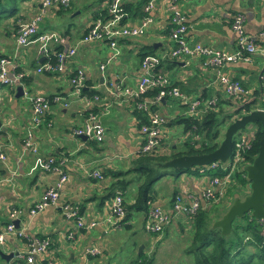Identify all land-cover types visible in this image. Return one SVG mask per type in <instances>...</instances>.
<instances>
[{
    "label": "crops",
    "instance_id": "1",
    "mask_svg": "<svg viewBox=\"0 0 264 264\" xmlns=\"http://www.w3.org/2000/svg\"><path fill=\"white\" fill-rule=\"evenodd\" d=\"M152 2L154 6L149 13L152 18L150 24L139 36L118 39L116 54L103 41L85 43L77 47L74 56L66 62L63 73L46 74L35 72L37 64L41 62L35 55V46H23L16 51L14 64L24 74L23 81L17 85L27 94L14 97L17 85L13 88L0 86V152L6 156L0 161V230L8 223L14 225L16 221L18 228L14 226V230H22L28 236L48 239L50 244L43 256L52 258L56 264H130L143 251L145 256H152L153 264V247L161 236L172 226L177 229L179 225L188 223L183 217H174L160 234L152 235L153 237L145 235L144 243H129L120 250L118 232L121 228L131 227V214L118 227L101 223L90 230H84L77 228L73 221L64 219L58 208L63 203L69 204L77 209L83 221L91 218L100 220L106 215L109 199L114 193L120 191L128 201L132 199L133 183H129V180L133 174L129 170L137 159L141 135L137 127L138 120L133 114L135 98L122 94V90L135 93L140 59L143 56L158 58L155 71L167 76L185 99L205 100L214 97L217 100L218 96L225 97L216 81L213 68L203 67L200 57H169L173 47V42L167 35L171 19L169 0ZM122 3V22L131 26L138 25L143 16L144 0H122ZM106 4L107 0H70L66 7L43 16L38 23V31L61 34L64 42L60 47L67 48L86 32L87 25L98 13L105 10L106 14ZM177 7L184 15L187 25L185 37L188 45L198 43L223 52H233L236 48V36L230 22L237 13L244 17L243 29L249 39L257 40V35L264 31V0H178ZM38 9L39 0H0V57L9 58L12 55L15 22L27 21ZM262 42L264 40L258 43ZM141 53L146 54L139 58ZM102 63L104 68L99 70L98 66ZM76 67L84 71L86 89L93 90L99 96V100L91 106L103 127L100 142H90L91 138L71 135V129L80 126L85 118L84 102L67 81L68 74ZM263 68L264 54L255 52L248 61L227 62L221 69L248 91L249 101H254L252 109L258 108L261 101L259 75ZM31 94L47 97L59 94L68 102L66 107L51 104L41 124L32 129L37 153L24 152L21 148V138L30 124L28 96ZM229 108L222 106L223 110H231ZM158 109L168 120L175 115L186 114V104L176 98H166ZM46 123H50V126ZM178 129L180 132V125H167L160 144L168 142L165 133L169 137V134ZM181 137L180 132L178 139ZM170 147L174 149L176 144L171 143L169 149ZM46 156H52L60 164L66 180L58 190L55 206L47 205L30 216L28 209L40 201L45 189L57 177L53 173L41 171L39 161ZM93 170H98L102 179L93 178L90 175ZM107 171L116 174L109 175ZM186 173L176 178L169 174L161 176L153 184L168 178V181H164L167 186L163 192L153 194L155 197L151 203L168 209L174 190L175 193L190 191L207 183V176L194 177L184 175ZM129 192L132 194L125 197ZM143 219L144 215L141 213L137 220H140L142 230ZM68 232H72L73 239H66ZM88 247L96 248L98 252L93 255L85 254L84 250ZM25 250L23 237L6 236L0 243V251L4 254L13 253V256L8 259L0 257V264H25L22 260ZM117 251L124 253L125 258H116Z\"/></svg>",
    "mask_w": 264,
    "mask_h": 264
},
{
    "label": "built area",
    "instance_id": "2",
    "mask_svg": "<svg viewBox=\"0 0 264 264\" xmlns=\"http://www.w3.org/2000/svg\"><path fill=\"white\" fill-rule=\"evenodd\" d=\"M178 0H169L168 10L171 14L170 27L168 29V38L173 42V47L169 52L171 59L183 57H200L203 67H212L216 76V81L221 87L223 95L232 100L245 99L248 96V91L240 84L239 81L231 79L224 74L221 69L227 62L248 61L250 56L255 52L264 54V31L257 35V40L249 39L243 29L244 17L240 13L234 14L231 18L230 26L236 36V48L233 52H223L207 45L194 44L188 45L186 42L187 25L184 15L177 7ZM70 0H39L38 11L27 21L17 20L15 22V37L14 49L11 57L0 58V83L6 86L17 85L23 73L16 71L14 64V55L19 48L27 45L35 46V55L41 60L35 68L36 73L46 74H61L65 71L66 62L74 56L78 46L93 42L103 41L116 51V42L123 37H136L143 34L146 27L152 21L150 11L154 4L152 0H147L142 7L143 16L138 25H127L123 23L124 12L122 9V0H107L105 17H96L87 25L86 32L78 38L72 46L53 50L55 46H60L64 42V37L54 31H38V23L43 16L58 8H64L69 4ZM112 58V56L110 57ZM158 63V58L154 56H143L140 59L139 73L137 79V89L135 93H131L127 89L122 90V94L140 97L147 90L157 89V93L149 98H139L136 102V108L146 114V121L138 128L141 135V143L138 152L148 154L156 151L162 142L164 124L167 121L166 116L159 109L151 108L158 107L164 97L176 98L183 100L186 104V114L195 115L199 111L212 109L216 100L214 97L209 99L191 98L185 99L180 93L177 86L170 81L167 76H164L157 71L155 67ZM104 64L98 66L99 70H103ZM67 81L74 93L82 99L85 109L91 107V104L99 100L98 95L94 94L88 98L81 93L82 89H86L84 71L80 67H76L68 74ZM260 91L259 98L262 106L257 109L264 111V68L259 75ZM24 95L27 92L22 89ZM30 107V124L25 130L24 136L21 138L22 151L37 153L38 149L33 140L32 129L37 128L41 124L44 115L49 111L51 104H57L60 107L68 105L67 100L59 95L53 94L49 97L41 94H31L28 96ZM50 123H47V126ZM254 128L249 131H238L232 145L231 154L225 162H212L208 164L207 169L220 167L225 171L224 175L208 176L207 183L200 188L190 191L177 192L171 200V205L168 209L160 205L152 204L143 220V230L150 234H160L163 229L169 225L174 217H183L186 220L192 217L199 209H208L212 204L222 201L225 196L226 188L232 180V174L245 166L242 153L248 146ZM73 136H85L92 140L100 142L103 138V127L96 119V115L87 113L82 124L71 129ZM6 158L4 153H0V161ZM242 164V165H241ZM39 167L43 172L55 174L56 180L52 185L48 186L40 201L35 202L29 209L30 216L35 215L47 205H54L58 200V190L62 183L66 180V174L54 164V159L51 156L44 157L39 161ZM205 168V169H206ZM90 175L96 179H102V175L98 170L91 171ZM61 216L73 221L79 229L90 230L101 223L108 224L112 227L120 226V221L123 218L124 211L121 197L119 193H115L109 200L107 213L100 220L96 218L83 221L78 214L77 209L69 204H61L58 206ZM259 221V228L262 230L264 240V221ZM22 230H14L12 223L6 224L0 230V243L8 235L23 237L26 243V250L22 255V260L25 264H56L50 257H44V253L48 250L50 241L43 237L28 236ZM66 239H73L72 232L66 234ZM85 254H96V248L88 247L84 250Z\"/></svg>",
    "mask_w": 264,
    "mask_h": 264
},
{
    "label": "trees",
    "instance_id": "3",
    "mask_svg": "<svg viewBox=\"0 0 264 264\" xmlns=\"http://www.w3.org/2000/svg\"><path fill=\"white\" fill-rule=\"evenodd\" d=\"M146 1L147 0H144L143 5L146 3ZM104 12L105 10H102L97 14V17H105ZM60 49V46H55L53 48V50L58 51ZM144 54L146 53L139 54V58H141ZM23 79L24 75L21 80L23 81ZM0 86L2 87L6 85L0 83ZM10 88H13V86H10ZM81 93L88 98H91L94 94H96L93 90L85 88L82 89ZM156 93L157 89H151L145 91L140 95V97L149 98L154 96ZM140 97L133 99V114L138 120V128L146 121V114L136 108V102ZM166 98L167 97H164L163 99L166 100ZM217 98V102L212 107V109L208 108L206 110L199 111L195 115L181 113L179 115H175L169 120L167 118V121L164 124V129L167 127V125L171 124H177L181 126L180 132L182 136H185V139L181 142L180 148H174L173 150H171L172 152L170 154H167L166 146L164 144V146L160 144V147L156 151H152L148 154H142L140 152L137 153L135 164L132 169L129 170V173L131 172L133 174V177L129 180V183L135 184V192H133L132 199L128 201L129 199L124 198L122 192L118 191L119 196L122 200L124 211V215L122 220L120 221V225L125 223L126 219L132 212H140L144 215L145 218L149 207L152 205L151 202L153 201V196L151 194L153 183H155L163 175L169 174L173 175L175 178L179 176L181 172H187L188 174L194 176L207 175L209 177H221L222 175H224L225 171L220 167L207 169L206 167L208 165L203 167H193L188 170L181 169L174 171L171 169L170 172L163 171V168L160 170H156L159 163H163L170 158L184 154L191 155L208 153L215 149L218 146L219 138L222 129L225 126V123L228 122L233 116H235L236 118L245 111L252 110V103L254 102L253 100L248 101L250 99L249 96H246L245 99L241 100H232L227 97L222 98L219 96ZM239 103L242 104L241 107L235 109L236 105ZM161 105L162 101L160 102L159 106ZM159 106H151V108L158 109ZM222 106H226L227 108L230 107L231 110H223ZM260 106H262L261 101L258 107ZM89 112L95 114L92 106L85 109L84 117H86L87 113ZM240 112L242 113L240 114ZM253 127L254 131L251 135L248 146L242 153V159L245 165L247 163H250L252 158L257 153L258 142L262 138V132L259 123H254ZM236 135L232 138V145ZM89 141L92 142V139H90ZM54 164H56L62 170L60 164L55 160ZM107 173L109 175L116 174L111 173V171H107ZM232 179H237L240 183L248 184V180L245 178L244 166H240L239 170H236L233 173ZM131 194L132 193L129 192L125 195V197H129ZM175 194L176 193L174 190L172 192V198ZM125 199L129 203L126 202ZM208 211L209 208L199 209L196 214H194L187 220V222L191 224L192 230L191 241L193 244L192 256L194 264H264V240L262 230L259 228L258 220L254 219L250 214H245L242 218H240V220H234L231 223V229L227 235H221L219 228H212L211 223H208ZM248 248H251L252 250L249 251ZM152 260L153 258L151 255L145 256L144 254H142V252H140L138 254L137 260H133L130 264H152Z\"/></svg>",
    "mask_w": 264,
    "mask_h": 264
},
{
    "label": "water",
    "instance_id": "4",
    "mask_svg": "<svg viewBox=\"0 0 264 264\" xmlns=\"http://www.w3.org/2000/svg\"><path fill=\"white\" fill-rule=\"evenodd\" d=\"M22 94V87L17 85L14 97H19ZM241 105V103L237 104L235 109L241 107ZM256 122L260 125L262 138L258 142L257 153L251 162L244 166L249 192L242 199L234 198L220 218L212 223L211 227L219 228L221 235H227L230 232L231 223L242 218L245 214H250L256 220L264 221V111L257 108L252 109L231 120L226 125L218 146L212 151L202 154H184L170 158L160 164L161 168H170L177 171L203 167L215 161L225 162L231 154L233 136L238 131L243 130L246 125ZM14 226L18 228L16 221H14ZM12 256L13 253L4 254L0 251V257L4 259Z\"/></svg>",
    "mask_w": 264,
    "mask_h": 264
},
{
    "label": "rangeland",
    "instance_id": "5",
    "mask_svg": "<svg viewBox=\"0 0 264 264\" xmlns=\"http://www.w3.org/2000/svg\"><path fill=\"white\" fill-rule=\"evenodd\" d=\"M241 113L242 112H240V114ZM234 118H235V116L230 118L229 121L233 120ZM226 125H225V127H226ZM225 127L223 128V130L221 132L219 141L222 139V135H223V131H224ZM252 127H253V124L246 125V127L241 131L247 132ZM164 136L166 139H168L167 140L168 142L164 144L166 146V149H167V151H166L167 154H170L172 152L171 150H173L171 147L169 149V146H171V143H175L176 148H180L181 142L185 139L184 135L180 139H178L180 136L179 129L175 130L171 134H169V137H168V135H166V133L164 134ZM173 137H174V139H173ZM160 164L161 163L158 164V167L156 168V170L162 169V168H160L161 167ZM237 170H239V167ZM163 171L170 172L171 169L170 168H163ZM182 173H185V172H181L180 174H182ZM187 174L188 173H186L184 175H187ZM188 175H190V174H188ZM201 176L205 177L207 175H201ZM194 177H198V176H194ZM168 180L169 179L166 178L164 180H160V182L156 185L153 184L152 189H151V194L153 196V200L155 197L154 193L163 192L164 188L167 186V184L164 181H168ZM131 187L133 189V192H135V184L134 183L131 184ZM248 192H249L248 184L240 183L239 180H237V179H232L226 188L225 196L222 199V201L219 203H216V204H212L210 206L209 211L207 212L208 221H209L208 223H211V225H212V223L215 220H217L218 218H220V216L225 212V210L227 209V207L230 205L231 201L234 198L238 197L239 199H242L243 196L246 195ZM170 205H171V203H170ZM140 214H141L140 212H132L131 217H132L133 223H132L131 227L130 228H121L122 230H120L118 232L120 234V250H123L125 247H127L129 243H137V242L144 243L143 239L146 238L145 235H149V236L158 235V234L147 233L141 229L140 220H137V217H140ZM236 220H240V218L236 219ZM191 240H192L191 224L187 223V224H184L182 226L179 225V227L177 229L174 226H172V228L170 230L166 231L164 233V235L161 236L160 241H158V243L155 244V246L153 247L154 261H155L153 264H194L193 256L191 255L192 250H193V244H192ZM144 246H146V244H144ZM138 248H139V245L136 248V252H138ZM134 252H135V249L133 248V253ZM143 252L145 253V251H143ZM61 255H62V253L59 254V256H61ZM115 257L116 258H119V257L125 258V255H124V253L121 254L120 251H117Z\"/></svg>",
    "mask_w": 264,
    "mask_h": 264
}]
</instances>
